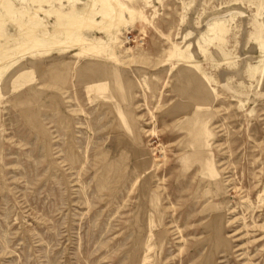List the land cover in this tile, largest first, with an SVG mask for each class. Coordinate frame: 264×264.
Masks as SVG:
<instances>
[{"label":"rangeland","instance_id":"obj_1","mask_svg":"<svg viewBox=\"0 0 264 264\" xmlns=\"http://www.w3.org/2000/svg\"><path fill=\"white\" fill-rule=\"evenodd\" d=\"M263 51L264 0H0V264H264Z\"/></svg>","mask_w":264,"mask_h":264},{"label":"bare ground","instance_id":"obj_2","mask_svg":"<svg viewBox=\"0 0 264 264\" xmlns=\"http://www.w3.org/2000/svg\"><path fill=\"white\" fill-rule=\"evenodd\" d=\"M132 15V14H131ZM130 15V16H131ZM113 19H111V21L109 22V24L108 25H106V27H104L103 26V28H101L100 26V28L101 29H103V30H105V32L106 31H109L110 32V30H109V28L111 27V26H113L115 23H118V22H121L122 20H121V18H119V15L118 14H113ZM125 18V17H124ZM137 18H140V17H137ZM143 18V17H142ZM74 20H75V22L77 23V26H76V28H69L68 29V31L67 32H65V35H66V37H68V38H72V37H75V36H73V31H74V29L76 30V29H78V31H82V29H84V30H93V29H95V28H98L97 27V24H95V23H93V22H90V21H87V20H85V19H80V18H74ZM126 20V19H125ZM99 25V24H98ZM95 30H98V29H95ZM112 31V30H111ZM111 33V32H110ZM26 36H27V38H28V40H29V44H30V47H32V48H48L39 38H37L34 34H33V31H31V30H29V31H27V33H26ZM57 40H55V43H57L56 42ZM61 40H59V42H60ZM73 42L75 43V45L76 44H87L88 42H90L88 39H85V38H82V36L81 37H78V38H75L74 40H73ZM67 43H65L64 44V48L67 50L68 48L67 47H69V45H66ZM65 45H66V47H65ZM73 45V44H72ZM71 45V46H72ZM22 46L23 45H21V46H19L20 47V49H23L22 48ZM69 50V49H68ZM20 51V50H19ZM262 57H263V59H264V51H263V53H262ZM65 63H69V62H67V61H65ZM184 71V70H183ZM145 260V259H144Z\"/></svg>","mask_w":264,"mask_h":264}]
</instances>
